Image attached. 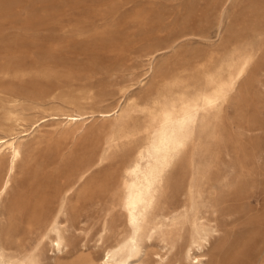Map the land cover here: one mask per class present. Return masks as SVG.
Wrapping results in <instances>:
<instances>
[{
  "label": "bare ground",
  "instance_id": "6f19581e",
  "mask_svg": "<svg viewBox=\"0 0 264 264\" xmlns=\"http://www.w3.org/2000/svg\"><path fill=\"white\" fill-rule=\"evenodd\" d=\"M225 14L223 9L218 40H224ZM260 22L251 30L253 40L239 37L228 52L210 50L205 62L192 66L169 70L163 64L158 69L154 60L160 49L154 50L144 78L158 76L156 84L144 88L142 96L122 88L119 101L106 111L94 109L92 88L77 83L81 75L73 74L71 83L63 84L50 69L8 73L7 66L1 67L3 77L41 78L53 87L45 93L35 89L33 96L0 88V212L15 175L28 171L41 145L59 159L87 124L99 119L103 125L97 129L102 138L81 143L76 163L54 189L35 245L22 247L12 221L0 222V264H204L212 240L222 232L226 197L246 191L264 158V148L254 144L235 153L225 146L234 123L229 110L245 119L247 90L264 60L263 16ZM167 48L174 51L176 45ZM146 82L140 79L139 85ZM45 129L49 131L42 135ZM236 130L250 135L255 128L240 121ZM61 133L70 136V144L53 141ZM87 203L96 205L100 216L94 249L71 252L72 231L89 233L75 228ZM44 244L53 252L49 262L42 258ZM258 260L247 264H264Z\"/></svg>",
  "mask_w": 264,
  "mask_h": 264
},
{
  "label": "rangeland",
  "instance_id": "374dc122",
  "mask_svg": "<svg viewBox=\"0 0 264 264\" xmlns=\"http://www.w3.org/2000/svg\"><path fill=\"white\" fill-rule=\"evenodd\" d=\"M228 1L0 0V72L5 66L4 70L8 73L19 68L21 71L34 69L33 72L50 69L57 72L63 84H70L73 74L81 75L77 83L92 88L94 109L106 111L119 101L122 88L129 87L131 92L142 96L147 88L156 84L158 76L152 80L144 78L148 57L154 50L160 49L155 54V67L161 68L164 64L171 70L179 65L192 66L205 62L210 50L228 52L239 37L253 40L251 30L260 25L261 16L264 17V0ZM223 9L226 10L224 40H218L217 25ZM170 45H176L174 51L167 48ZM140 79L147 81L146 86L139 85ZM18 81L12 76L3 77L0 74L1 89L16 88L14 91L23 96H33L35 89L45 93L53 87L41 78L25 76ZM18 87H22V90ZM244 106L246 114L243 120L238 118L236 111L229 110L234 123L231 132L226 135L225 146L233 153L248 149L250 144L264 148V60L247 90ZM240 121L255 128L252 134L236 130ZM102 125L99 119L87 124L86 131L59 159L47 152L46 145H41L30 160L28 171L15 175L12 187L4 198L0 222L7 224L12 221L15 241L22 247H32L39 240L45 228L54 189L67 175L70 166L76 163L74 154L81 148V143L93 144L102 138V134L97 132ZM48 131L45 129L42 135ZM53 141L64 145L70 144L71 138L61 133ZM31 144H36V141ZM263 161L264 158L261 168L244 193L226 197L225 213L220 218L222 232L219 239L212 240L210 255L204 264H247L252 260H264ZM18 196L23 197L20 202L16 199ZM14 200L15 204L9 210ZM95 208L96 205L92 203L84 205L80 222L75 228L87 229L89 233L85 236L81 229L72 231L71 252L84 246L94 249L100 218ZM42 251L43 260L49 262L53 256L51 247L44 244Z\"/></svg>",
  "mask_w": 264,
  "mask_h": 264
}]
</instances>
